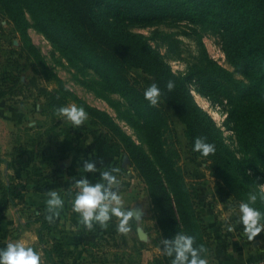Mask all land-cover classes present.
Here are the masks:
<instances>
[{
	"label": "trees",
	"instance_id": "1",
	"mask_svg": "<svg viewBox=\"0 0 264 264\" xmlns=\"http://www.w3.org/2000/svg\"><path fill=\"white\" fill-rule=\"evenodd\" d=\"M181 20L194 31L206 30L220 37L226 60L239 80L206 58L187 75L176 74L145 37L128 29L146 21L157 26ZM0 21L10 29L6 46L17 53L16 57H0V98L15 100L20 88H30L28 77L29 83L55 84L51 90H39L48 111L69 103L82 106L88 113L86 122L105 131L146 182L154 197L162 239L185 232L195 237L196 245H202L207 238L199 217L201 200L195 207L176 172L171 147L165 143L174 130L164 106L185 126L192 151L196 137L215 144V152L202 157L233 195L243 190L241 178L252 183L245 164L253 175H264V0H0ZM30 29L53 46L59 55H53L56 63L72 69L77 84L103 100L119 97L114 104L124 105L139 143L106 111L89 105L65 85L33 43ZM15 39L16 47L11 43ZM135 69L160 87L158 106L149 104L145 89L130 77ZM169 80L175 83L171 91L166 87ZM189 81L214 103L227 101V118L241 160L229 154L213 120L193 101ZM47 223L43 216L38 233L41 241ZM45 254L50 264H67L66 257L54 249H46ZM161 260L171 264L165 254Z\"/></svg>",
	"mask_w": 264,
	"mask_h": 264
},
{
	"label": "crops",
	"instance_id": "2",
	"mask_svg": "<svg viewBox=\"0 0 264 264\" xmlns=\"http://www.w3.org/2000/svg\"><path fill=\"white\" fill-rule=\"evenodd\" d=\"M47 112L45 103L0 98V248L21 241L40 252L41 264H50L45 254L50 248L65 256L67 264H144V237L137 228L140 220L130 221L132 230L127 234L117 231L115 217L107 228L95 225L89 230L72 208L74 178L87 176L93 183L100 178L99 172L85 173L83 161H96L101 171L117 167L118 149L102 133L76 135L72 123L50 119ZM118 178L125 206L140 212L138 189H123L119 174ZM50 190L57 191L65 203L54 222L47 221L41 241L38 233L47 215L45 201ZM217 243L216 264H249L259 257L256 242L253 253H247L245 240L229 248L223 239ZM155 264H163L159 250Z\"/></svg>",
	"mask_w": 264,
	"mask_h": 264
},
{
	"label": "rangeland",
	"instance_id": "3",
	"mask_svg": "<svg viewBox=\"0 0 264 264\" xmlns=\"http://www.w3.org/2000/svg\"><path fill=\"white\" fill-rule=\"evenodd\" d=\"M159 23L160 24L155 26L154 24L150 25L149 21H146L144 23L130 25L128 29L134 34L145 37L149 45L158 52L162 60L167 63L174 73L185 76L193 65H203L206 58L217 67L223 68L227 72L233 74L235 79H240L231 65L227 62L218 35L206 30L194 31L191 29L189 23L184 20ZM8 33H10V29H8L7 24L0 21V57H6L7 55L13 57L17 56L15 51L11 52L6 46L9 42ZM29 35L35 46L46 58L47 63L54 69L57 76L64 81L67 87L89 105L106 111L115 119L127 135L135 142L139 143L134 128L127 122L124 105L122 106V103L114 104L115 101H118L119 97L117 95H112L109 97L110 101H107L88 92L85 88L76 83V79L73 78L75 72L72 69L66 66H60L56 63L53 55L57 58L59 57L58 53L40 33L30 29ZM11 43L14 47L18 46L16 39L12 40ZM20 61H22V59ZM130 77L136 84L144 89L153 84L152 78L143 74L140 70L135 69L130 71ZM29 80L30 78L27 77L26 82H28L27 84L30 90L26 89V86L20 88L19 90L21 93L16 94L17 100L40 105L41 103L46 104V100L42 94L39 93V90L42 89V87H47L48 90H51L54 88L55 84L42 80L29 83ZM187 88L196 105L206 112L215 123L229 154L233 158L241 160L242 155L237 148L227 118V101L223 100L221 104L214 103L211 99L195 90L193 81L187 82ZM71 104L73 103H69L66 106ZM164 108L169 113L174 130L172 134L169 133L167 135L165 143L168 147H171L170 157L176 165V172L182 177L184 187L190 194L191 200L195 203V207L198 201L201 200L200 209L202 215H199V217L207 233V238L203 240L202 243L205 249L202 255L208 260V264H216L213 254L215 249H217V239H223L228 248L230 246L232 247V243L237 245L245 240L249 243L246 247L248 250L247 253H253V242L258 243L260 246V250L257 252L259 253V257L249 264H264V232H261L256 238L250 240L244 232L243 225L238 223L239 202L241 200H246L250 192L259 194L261 191H264V189L259 186L264 184L263 173H260V175H253L254 173L245 164V173H249L250 179L255 181L252 180V183H250L248 180L241 178L240 183L243 185V190L238 193V196L233 195L226 187L222 177L212 173L209 165L210 162L206 161L200 154H195L192 151L190 143L185 136V126L177 120L175 114L172 113L167 106H164ZM57 109V107H51L48 111L49 113H47V117L50 119L58 118L61 122L71 123L66 118L59 116L56 111ZM88 126L90 128H87L86 121L79 127L74 126L76 135L83 137L90 132L99 136L101 135L100 133H102L104 139L108 141V144L112 148L118 149L120 153L117 167L121 169L119 173L121 177V187L126 190L130 188L138 189V195L140 196V204L138 207L140 211V223L138 222L137 228L142 232L144 237V241L141 245V248L144 250L142 261L144 264H155V252L159 250L161 259L164 253L161 251L160 241L163 237L161 227L156 220L157 214L154 197L139 171L130 163L127 155L122 154L121 149L115 146L111 139L106 136L105 131H101L89 123ZM85 131H87V133ZM230 161H232V159ZM255 206L261 211H264V201L259 198ZM229 226H231V231L229 230ZM150 257H154L153 260Z\"/></svg>",
	"mask_w": 264,
	"mask_h": 264
},
{
	"label": "clouds",
	"instance_id": "4",
	"mask_svg": "<svg viewBox=\"0 0 264 264\" xmlns=\"http://www.w3.org/2000/svg\"><path fill=\"white\" fill-rule=\"evenodd\" d=\"M171 91L175 87L174 81L169 80L166 85ZM144 97L151 106L161 103V89L156 84H151L144 91ZM57 114L66 118L74 126H81L88 119V113L82 106L71 104L61 106ZM215 144L208 142L206 137H196L193 143V151L207 157L215 152ZM85 173L99 172V179L95 183L90 182L87 176L74 178L77 191L72 200L73 211L79 214L81 223L89 230L95 225L107 228L113 217L118 218L117 231L127 234L132 230L130 221L140 219V212H133L125 206V200L120 192V179L118 174L121 169L112 167L101 171L97 162L91 159L83 161ZM264 189V184L259 185ZM258 198L264 201V191L248 193L246 200H241L238 205V223L243 225L248 238L254 239L264 232V211L255 206ZM64 199L55 190L47 193L45 219L54 222L64 206ZM231 231V226H229ZM161 251L171 258V264H208V260L202 253L203 245H196L195 237L185 232H178L171 239L164 238L160 241ZM0 264H41L40 252L32 246H27L21 241L9 242L0 248Z\"/></svg>",
	"mask_w": 264,
	"mask_h": 264
},
{
	"label": "built area",
	"instance_id": "5",
	"mask_svg": "<svg viewBox=\"0 0 264 264\" xmlns=\"http://www.w3.org/2000/svg\"><path fill=\"white\" fill-rule=\"evenodd\" d=\"M77 191V189H75V192Z\"/></svg>",
	"mask_w": 264,
	"mask_h": 264
}]
</instances>
